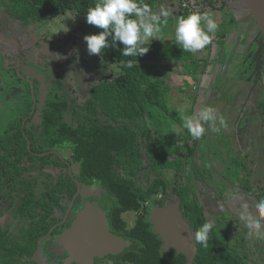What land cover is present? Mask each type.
<instances>
[{
  "label": "trees",
  "instance_id": "1",
  "mask_svg": "<svg viewBox=\"0 0 264 264\" xmlns=\"http://www.w3.org/2000/svg\"><path fill=\"white\" fill-rule=\"evenodd\" d=\"M12 1L17 13L31 16L34 13L40 22L59 18L70 12L75 14L80 20L77 31L81 38L101 31L88 25L85 20L88 9L98 0ZM144 3L152 9L156 0H144ZM250 16L254 19L252 14ZM215 37L218 41H225L227 38L225 35ZM144 46L149 47V51L139 57L123 56V45L119 42L115 47L105 49L101 58L118 66L121 73L111 81L101 82L92 89L89 100L82 107L86 116L80 120L79 128L73 135L76 159L81 162L78 175H81L90 187L93 186L100 197L111 201L113 207L109 221L113 232L131 242L130 247L121 256L112 259L115 264L187 263V257L175 249L163 251L164 242L154 232L151 223L150 211L153 206L144 209V205L154 195L163 193L165 200L180 204L183 217L193 233L207 221L214 225L208 246L196 243L198 255L194 264H264V240L249 239V229L246 221L240 219L241 213L235 207L227 206L235 198L228 202L223 197L218 198L221 212L213 217L208 216L202 197L204 193L212 196L219 193L214 189L207 190L209 184L206 181L207 176H204L206 172H202V169L207 166L208 170H212L214 164L219 167L218 161H214L216 157L207 155L210 153L208 149L199 152L200 158L197 162V156L194 155L198 152L200 142L183 127L179 110H171L168 105L170 90L162 77L166 63H182L187 69L186 74L193 75L200 73V61L194 58L193 53L183 51L176 43L152 42L145 43ZM258 101H254L249 110L245 109L248 102L244 104V101L239 108L234 104L232 115L228 116L231 139H234L238 132L234 122L240 124L245 121L249 124L252 115L257 116L256 119L264 128V98H258ZM229 108L227 113L231 110ZM163 113L180 128V137L176 141L165 139L166 135L160 126ZM185 113L195 115L193 108ZM204 127L207 129L204 139H208L210 130L206 124ZM255 131L256 135H252L254 141L259 138V129L256 128ZM235 140L237 138L229 150L230 155L227 153L228 159H233L232 153L237 155L245 150L238 146ZM184 144L186 146L183 148ZM234 145L238 146V149ZM262 149L264 152V146ZM25 152L29 153L26 147ZM247 153L251 156L248 167L241 166L245 160L243 155L239 154L236 159L238 166L243 167L245 171L240 172L237 183L234 182L240 191L235 197L246 196L257 203L264 199V174L260 177L261 170L257 174L260 154H256L254 149L247 150ZM117 166L126 171H115ZM21 173V170L14 174L9 173L14 179L13 184L19 183ZM63 180V177L58 179V186L64 184ZM23 184L26 186L22 192L14 189L9 193L12 200L17 197L21 201L18 208L13 206L11 210L16 209V215L21 216V225L25 230L31 229L29 237L35 244L37 239L47 235L61 220L53 218L52 215L64 209L60 202L73 197L77 187L73 181L67 190L51 191L48 190L49 185L53 184L50 176L38 178L33 175L25 176ZM167 201L159 203L166 206ZM142 209L146 214L139 217L135 226L129 229L123 215ZM35 247L34 245L33 248ZM34 249L27 250L25 254L31 255Z\"/></svg>",
  "mask_w": 264,
  "mask_h": 264
},
{
  "label": "flooded vegetation",
  "instance_id": "2",
  "mask_svg": "<svg viewBox=\"0 0 264 264\" xmlns=\"http://www.w3.org/2000/svg\"><path fill=\"white\" fill-rule=\"evenodd\" d=\"M248 15L250 18V12ZM36 16L34 13L33 16L17 13L12 0H0V264H13L12 261L18 260V256H21L19 264H75L69 255V248L58 243V239L72 229L77 215L90 202H105L110 231L117 235L109 221L113 207L111 201L100 197L93 186L90 187L88 182L78 175L81 162L76 159L73 136L79 128L80 120L86 116L82 107L89 100L92 89L101 82L111 81L117 75H104L103 68L95 62L96 59L102 58L87 55L86 43L83 40L81 44L77 43L80 41L78 38L69 42L59 41L58 46V42L55 43L50 37L51 30L45 29L44 25L53 19L40 22ZM259 42L253 45V53L257 51ZM68 50L73 53L68 54ZM54 54L63 58L57 59ZM104 61L109 67L113 65ZM263 64L264 52L260 69ZM254 66L255 64L246 78L250 77ZM113 67L119 68L116 65ZM255 78L250 77L252 84ZM254 85L251 93L255 94L260 90L255 97L260 95L261 91L264 94V84L261 81ZM10 94L12 98H9ZM17 103L24 108L20 121L9 119V114ZM10 120L18 124L12 125ZM258 123L254 125L253 120H250L248 125L253 128V135H256L255 129H259L257 140L264 146V128L259 121ZM25 147L30 154L25 152ZM262 153L263 149L260 151L259 169H264ZM121 169L123 173L126 171L118 166L115 171ZM20 170L23 172L22 178L19 183L13 184L14 179L9 173L14 174ZM28 175L38 178L50 176L53 184L49 185L48 190L51 191L67 190L73 181L77 190L73 197L60 202L64 209L52 215L53 218L61 220L47 235L37 239L33 246L31 244L26 247L21 216L16 215V209L11 210L13 206L18 208L21 201L17 197L12 200L9 193L14 189L23 191L26 186L23 179ZM62 177L64 184L58 186L57 181ZM83 191H86V196H83ZM156 195L160 196L159 200L148 207H162L159 202L168 200H165L163 193ZM167 203L172 204L169 200ZM23 243L28 249L36 246L31 255L25 254V248L21 249ZM115 257L119 256L95 258L94 264H103L106 261L115 264L112 259Z\"/></svg>",
  "mask_w": 264,
  "mask_h": 264
},
{
  "label": "rangeland",
  "instance_id": "3",
  "mask_svg": "<svg viewBox=\"0 0 264 264\" xmlns=\"http://www.w3.org/2000/svg\"><path fill=\"white\" fill-rule=\"evenodd\" d=\"M161 6L171 11V15L168 17V23L166 26L164 25L161 26L162 30L155 37L156 40L151 41L150 39L146 41V43L171 42L175 44L176 43L175 41L176 18L180 16L186 17L187 15L193 12L200 13V14H204V13L212 14L213 18L216 20V22L219 25V29L216 32L215 36L220 34L219 32L225 33L227 31L234 30L232 23H233L234 15L236 13H239L242 15L249 14V11L239 2V0H159L158 9L155 12H159ZM250 21L255 26V23H254L255 21L252 17H250ZM79 23H80L79 18L75 14L70 12L59 18H55L53 20L47 21L44 25H45V29H47L48 31L51 30L50 37H52L51 39H53L55 43L58 42L57 45L59 46V41L69 42L71 40H75L74 38L80 39V41L77 42L78 44L82 43L83 38L80 37L79 31H77ZM213 42L215 43V41ZM219 42L221 44L224 41H219ZM217 49L218 48L216 47L213 51L210 50V56H214V57L217 56L218 55ZM69 53H73V51L68 50V54ZM206 53L207 51H205V49L196 52L199 58L203 56L205 57ZM227 54H225V52L221 53V57L220 59H218L219 61L217 60L215 63H214V60L211 61L209 59V62L207 63V65H205V70L198 73L199 74L198 76L201 78V79L199 78L200 80L195 81L194 75L188 74L189 76L186 78V76L182 74L183 72L178 73L179 70L185 71V69L181 66V63H178L179 64L178 67L177 66L171 67L169 69L170 71L169 75L167 74L166 70L164 71V76L165 78L167 77L166 80L169 81L171 90L177 93L175 97L172 95L170 97L168 96L169 97L168 105L171 110H179L180 108H183L184 111L186 112L193 107L194 111L196 110L195 114L198 115L199 112L202 111L205 107H212L217 112L218 120L220 117H223L224 120L226 121V125H227L226 127L219 125V123L217 122L216 127L219 128V131L210 130L209 131L210 134L207 135L208 139H204V136H203L202 138L198 140L200 142L197 147L198 152L196 155H194V157L197 156V162H198L200 158V153H202V151L204 150L209 149L208 151L210 153L207 155L212 158L216 157L214 161L215 162L218 161V165H219V167H217L214 164V167L212 170H208L207 166H205V168L202 169V172H206V175L204 176H207L206 181L209 184L207 186V190L214 189L219 193L216 196H212L211 194L204 193L202 197V202L204 204V207L209 217H213L216 214L221 212L220 201L218 198L223 197V199L226 202H228L230 199L237 196L238 193L240 192L238 191L236 185H234V182L237 183L238 181L237 177L239 173L245 171L243 167L245 165L248 167L249 164L251 163V156L247 153V150L254 149L256 154L257 153L260 154V151L262 149V143H259V140L254 141V139H252V135L254 132H253V128L250 125H248L245 121H241L240 124H238L237 122H234L236 124L237 130L239 131V134H237V137L235 136L234 139L237 138V140H235L237 145L245 149L243 152H239V154L243 155L245 158L244 163H243L244 165H241L243 167L238 166L236 162L237 156L239 154L235 155L232 153L231 155L233 159L231 158L228 159L227 157L228 154L230 155L231 153L229 150L232 147V144L234 141V139L230 138L231 125L228 123V120H230L228 116L232 115L234 104L236 105L237 103V106L239 108L240 104H243L245 99L247 100L250 99L245 107V109L249 110L251 109V107H253L254 101L255 103L258 101V98H257L258 96H259V99L264 98L263 91H261L260 95H258L257 97H255V94H258L260 90H257L255 94L251 93L250 91L253 87H255V85L252 84L250 77L246 78L250 74L251 62L248 63V67H246L247 65L245 66V63L241 61L239 62H241L242 64H232L229 66L228 65H222V66L215 65L216 63H221V61L223 62L221 64L233 63V59L231 58L230 55H227ZM87 55L89 54L87 53ZM96 60L97 61L95 62L96 63L98 62L97 64H99L100 67L103 68V73L104 75H106V77H109L108 75H119L121 73L120 68H117V67L115 68L113 67V65L109 67L107 63L102 59H96ZM173 63H176V62H173ZM207 75L210 76L208 78V80L210 81L209 82L210 89H212L216 84L217 86H215V89L219 93L218 99H214L213 101H212L213 97L211 98V96L203 97L201 100L198 99V96H197L199 94L197 91L198 90L197 87L199 88L202 85H206L205 83H202L203 81L202 78ZM224 76H227V78H225ZM194 81H195V84H194ZM260 81L261 83L264 84V64L262 66L261 73H260L259 82ZM218 85L220 86L218 87ZM182 87L183 89L181 90L180 88ZM178 92H180V94H178ZM221 95L222 96L224 95V97H222ZM12 97L13 96L10 94L9 98H12ZM228 107H230L229 109H232V110H230V112L227 113ZM23 109L24 108L22 107V105L20 106L19 103H17L13 107V111L10 112L9 119L19 120L20 116L23 114L22 113ZM185 114L188 115V113H185ZM238 114H239V111H238ZM256 117H257L256 115L250 116V119L253 120L254 125L259 124ZM11 120H10V124L12 125L18 124V122L12 123ZM152 122L155 123V120H153ZM160 124H161L160 126H161L162 132L167 136V137L165 136L166 140L172 142V141H176V139L180 137V131H179L180 128L177 126V124L174 123V121L168 115L164 113L162 114ZM206 127L209 129L208 124H206ZM228 128L230 129V131ZM238 135H241V136H238ZM249 139H251L250 143H249ZM180 142L181 141H179V143ZM190 145L192 146V143ZM185 146L186 145L184 144L183 148ZM238 146L234 145V147H237V149H238ZM262 157H263L262 158V163H263L264 162V152L262 153ZM256 159L258 158L256 157ZM258 160H255V162ZM260 170L262 172L260 174V177H261L264 174V169L263 168L258 169L257 174L260 172ZM159 198H160L159 195L153 196L148 201L149 204L144 205V209L147 208L149 205H151L153 202L159 200ZM243 204H247L248 212H250L253 216H255L256 202H254L249 197L239 196L238 198H235L231 203H228L227 206L229 205L228 207L230 208L235 207V209H237L241 213L242 211L241 206ZM144 209H142L139 212H129L123 215L124 219L127 221L129 229H132L135 226L139 217L144 216L146 214ZM30 230L31 229H27L23 233L24 240L26 239V242H27L26 247L30 246L31 244L33 246V240L31 239V237H29ZM24 248H25V245L23 243L21 244V249H24ZM26 249L30 251V250H33L34 248H31V249L25 248L23 251L28 252ZM20 257L21 256H18L17 258L18 260L12 261L13 264H19ZM103 264H111V262L106 261Z\"/></svg>",
  "mask_w": 264,
  "mask_h": 264
},
{
  "label": "clouds",
  "instance_id": "4",
  "mask_svg": "<svg viewBox=\"0 0 264 264\" xmlns=\"http://www.w3.org/2000/svg\"><path fill=\"white\" fill-rule=\"evenodd\" d=\"M171 11L161 6L159 12H153L144 0H98L90 7L85 15L88 25L100 29L97 34L83 37L89 55L102 57L105 49L113 48L117 42L123 45V56L139 57L149 51L145 47L146 41L156 40L161 32V26H166ZM219 25L210 13H190L176 18L175 41L185 52L196 53L208 46L214 38ZM77 55H78V50ZM57 59L63 57L54 54ZM183 127L190 135L199 140L206 132L204 124L209 130L219 131V125L226 127L223 117L218 120L217 112L212 107H205L198 115H187L183 108L179 109ZM238 198V197H234ZM240 219L246 221L249 229V239L264 240V199L255 204L256 216L248 212V205L243 204ZM214 225L211 221L203 223L194 233V241L204 247L208 246L210 234Z\"/></svg>",
  "mask_w": 264,
  "mask_h": 264
},
{
  "label": "water",
  "instance_id": "5",
  "mask_svg": "<svg viewBox=\"0 0 264 264\" xmlns=\"http://www.w3.org/2000/svg\"><path fill=\"white\" fill-rule=\"evenodd\" d=\"M239 2L253 15L262 37L257 51L247 59V62L251 60V68L255 64L250 77L253 79L257 76L254 80V84H257L264 52V0H239ZM78 185L80 190L81 184ZM88 191L92 192V190ZM82 194L87 195L86 191ZM150 215L154 232L164 242L163 251L175 249L187 257L186 264H194L198 247L192 238L191 227L180 210V204L173 202L162 207L153 206ZM58 243L69 248V255L75 264H94L95 258L120 256L131 244L129 239L110 231L105 202L99 204L90 202L79 212L72 229L59 238Z\"/></svg>",
  "mask_w": 264,
  "mask_h": 264
},
{
  "label": "crops",
  "instance_id": "6",
  "mask_svg": "<svg viewBox=\"0 0 264 264\" xmlns=\"http://www.w3.org/2000/svg\"><path fill=\"white\" fill-rule=\"evenodd\" d=\"M158 6H159V0H156L155 6H154V8H152V10L154 12L157 11ZM232 25L234 27L233 28L234 30L227 31L225 33L224 32H219L221 35L227 36L226 40L223 43L220 44L218 39L214 36L215 40L212 39V42L208 46H206L204 48L205 51H207L205 57L203 56V57L199 58L196 53L193 54L194 58L196 60L200 61V72L202 70H205V65H207V63L209 62V59L211 61L214 60V63H215L218 59H220L221 53H223V52H225V54L228 53L227 55L231 56V58L233 59V63H231V64H229V63L228 64H221V63H223L221 61V63H216L215 64L216 66H218V65H220V66L228 65L229 66V65H232V64H242L241 62H243V63H245V66L247 65L246 67H248L249 61L247 62V59L253 53V51H252L253 45L257 44L259 42V40L261 39L260 31L258 30V28L256 26V23H255V26L251 23L249 15H242V14L236 13L234 15V19H233ZM220 34H218V35H220ZM213 41H215V43ZM216 47L218 48L217 49L218 50V55L215 56V57L214 56H210V50L213 51ZM239 61H241V62H239ZM178 65H179L178 63H173V62L166 63V68L162 71V77L166 80L167 77L165 78L164 71L166 70L167 74L169 75V72H170L169 69L171 67H173V66L174 67L175 66L178 67ZM181 66L185 69V71H180L179 70L178 73H182L183 72L182 74L184 76H186V78H187L189 75L186 74V67H184V65L182 63H181ZM193 75L195 76L194 77L195 81L201 79L198 76L199 74H193ZM240 76H242V75H240ZM209 77L210 76L207 75V76H204L202 78L203 79L202 83H205L206 85H202L199 88L197 87V89H198L197 91L199 93L197 96H198V99H200V100L203 97H206V96L207 97L211 96V98L213 97L212 101L214 99H218V97H219V93L215 89V86H217L216 84H215V86L212 89H210V86H209V82L210 81L208 80ZM224 77L227 78V76H224ZM195 81H194V84H195ZM166 82H167V87L170 90L169 97L171 95L175 97L177 95V93L173 92V90H171V87L169 85V81L166 80ZM218 87H219V85H218ZM180 89L182 90L183 87L180 88ZM178 94H180V92H178ZM195 96H196V94H195ZM169 97H168V102H169ZM246 103H247V99H246ZM236 105H237V103H236ZM232 112H233V110H232ZM195 113H196V110H195ZM206 132H207V129H206Z\"/></svg>",
  "mask_w": 264,
  "mask_h": 264
},
{
  "label": "built area",
  "instance_id": "7",
  "mask_svg": "<svg viewBox=\"0 0 264 264\" xmlns=\"http://www.w3.org/2000/svg\"><path fill=\"white\" fill-rule=\"evenodd\" d=\"M146 204H149L148 202Z\"/></svg>",
  "mask_w": 264,
  "mask_h": 264
}]
</instances>
